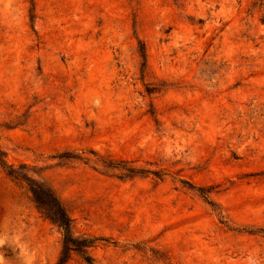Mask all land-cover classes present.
I'll list each match as a JSON object with an SVG mask.
<instances>
[{
	"label": "rangeland",
	"instance_id": "374dc122",
	"mask_svg": "<svg viewBox=\"0 0 264 264\" xmlns=\"http://www.w3.org/2000/svg\"><path fill=\"white\" fill-rule=\"evenodd\" d=\"M0 264H264V0H0Z\"/></svg>",
	"mask_w": 264,
	"mask_h": 264
},
{
	"label": "trees",
	"instance_id": "16d2710c",
	"mask_svg": "<svg viewBox=\"0 0 264 264\" xmlns=\"http://www.w3.org/2000/svg\"><path fill=\"white\" fill-rule=\"evenodd\" d=\"M6 172L9 175L16 177V172L12 167H8ZM28 188L32 194L34 201H36L38 205L43 209L46 216L52 221L56 222L61 228L63 244L61 255H63L65 250L70 246H73L72 248L74 249H81L82 246L87 247L89 245L90 241L87 238H73L70 233V223L68 215L53 193H51L46 188L37 185L36 183H28ZM59 259L62 258L59 257Z\"/></svg>",
	"mask_w": 264,
	"mask_h": 264
}]
</instances>
